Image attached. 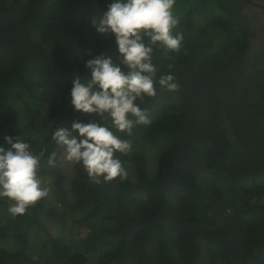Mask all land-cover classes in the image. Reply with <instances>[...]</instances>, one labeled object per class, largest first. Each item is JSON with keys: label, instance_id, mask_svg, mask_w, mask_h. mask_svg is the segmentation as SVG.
<instances>
[{"label": "trees", "instance_id": "16d2710c", "mask_svg": "<svg viewBox=\"0 0 264 264\" xmlns=\"http://www.w3.org/2000/svg\"><path fill=\"white\" fill-rule=\"evenodd\" d=\"M111 2L0 0V147L21 136L43 153L41 180L63 174L55 130L101 119L74 110L70 93L73 78H90L89 59L117 61L115 38L90 19ZM257 9L264 0H175L182 46L155 49L153 63L157 79L171 72L179 88L157 84V95L145 98L150 124L132 135L113 129L131 144L116 154L127 176L97 184L70 161L68 188H54L25 214L13 216L0 198V264H264V12ZM252 39H261L254 53ZM57 225L83 236L66 239Z\"/></svg>", "mask_w": 264, "mask_h": 264}, {"label": "clouds", "instance_id": "9594fccd", "mask_svg": "<svg viewBox=\"0 0 264 264\" xmlns=\"http://www.w3.org/2000/svg\"><path fill=\"white\" fill-rule=\"evenodd\" d=\"M174 2L112 0L107 11L90 17L99 33L115 38L119 56L116 62L110 56L89 59L85 67L90 78H73L70 95L74 110L101 119L76 120L71 129L58 127L52 139L64 148L66 159L81 164L97 184L127 176L116 154H127L131 144L113 129L132 135L134 126L150 124L147 109L141 107L145 98L157 95V84L169 92L179 88L171 72L157 79L153 63L155 49L178 52L182 46L183 34H174L180 23L172 11ZM106 119L111 120V127L103 123ZM5 140L11 147H0V198L10 201L8 211L17 216L48 195L38 176L43 153L35 154L21 136ZM55 159L53 152L48 163L53 165Z\"/></svg>", "mask_w": 264, "mask_h": 264}, {"label": "rangeland", "instance_id": "374dc122", "mask_svg": "<svg viewBox=\"0 0 264 264\" xmlns=\"http://www.w3.org/2000/svg\"><path fill=\"white\" fill-rule=\"evenodd\" d=\"M257 11L262 15L264 11L257 9ZM261 39H252V45H251V52L254 53L257 51L259 48ZM46 103V102H45ZM63 157H62V162H61V171L63 172L62 176L60 174L59 177H51L49 176L46 178V180L43 178V186L48 189V194H52V191L54 188H60L62 191H65L68 186V180L71 178L70 176L72 175V164H70V161L66 159V152L63 149ZM58 182V186L55 185L54 182ZM58 203V201H56ZM55 231L59 232V236L62 235L64 238L69 239V237H73L72 240L77 239L76 237L78 236H83V235H78L76 233L71 234L67 228L60 227L59 225L55 226Z\"/></svg>", "mask_w": 264, "mask_h": 264}]
</instances>
